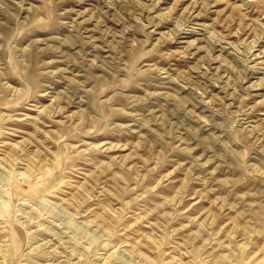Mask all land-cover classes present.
Here are the masks:
<instances>
[{"label": "rangeland", "instance_id": "1", "mask_svg": "<svg viewBox=\"0 0 264 264\" xmlns=\"http://www.w3.org/2000/svg\"><path fill=\"white\" fill-rule=\"evenodd\" d=\"M0 264H264V0H0Z\"/></svg>", "mask_w": 264, "mask_h": 264}]
</instances>
